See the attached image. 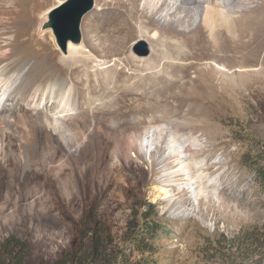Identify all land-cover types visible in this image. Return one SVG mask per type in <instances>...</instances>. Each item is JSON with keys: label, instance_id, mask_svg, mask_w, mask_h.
I'll return each mask as SVG.
<instances>
[{"label": "rangeland", "instance_id": "obj_1", "mask_svg": "<svg viewBox=\"0 0 264 264\" xmlns=\"http://www.w3.org/2000/svg\"><path fill=\"white\" fill-rule=\"evenodd\" d=\"M60 1L0 0V65L24 69L18 90L45 74L44 86L73 87L67 101L81 98L61 134L52 115L67 111L64 94L42 110L18 97L0 109V244L16 236L32 264H54L74 246L87 213L120 232L150 201L163 221L158 264H240V237L264 233V193L246 164L264 151V0H230L233 9L208 0L218 11L206 19L195 0H177L164 17L142 0H96L80 43L91 58L81 61L43 28ZM21 3L31 15L18 13ZM139 39L152 47L146 57L133 51ZM154 127L161 148L146 158L139 142ZM181 139L202 144L185 148L204 186L195 206L186 188L164 184L163 169L179 165L162 147ZM177 174L173 180L186 181Z\"/></svg>", "mask_w": 264, "mask_h": 264}, {"label": "trees", "instance_id": "obj_2", "mask_svg": "<svg viewBox=\"0 0 264 264\" xmlns=\"http://www.w3.org/2000/svg\"><path fill=\"white\" fill-rule=\"evenodd\" d=\"M248 159L246 164L254 170L256 184L264 193V151ZM162 223L157 205L150 201L142 209H133L120 232H115L112 221L87 213L77 228L74 246L54 264H158L155 240ZM240 238V264H264V233L251 231ZM29 252L25 242L10 236L0 244V264H32Z\"/></svg>", "mask_w": 264, "mask_h": 264}, {"label": "bare ground", "instance_id": "obj_3", "mask_svg": "<svg viewBox=\"0 0 264 264\" xmlns=\"http://www.w3.org/2000/svg\"><path fill=\"white\" fill-rule=\"evenodd\" d=\"M194 2L195 3H204L205 6H204L203 14H202V15H204V18H205V16H207V14L209 12L218 11V9L213 8V6H209L208 0H195ZM16 3H19V2L16 1ZM176 3H177V0H142V5L144 6V8L145 7H146V9L149 8L150 12L155 13L159 17H164L166 14H169L170 11L173 12L174 8L176 7ZM223 3L226 4V6H228L229 9H233V7L231 6L230 0H223ZM191 8L192 9L190 10V12L193 14H196L198 11V8H199V4L196 5L195 7H191ZM31 12H33V9L31 11V8L28 7L27 3H21L20 8L18 9V13L20 15L23 14V16H25L26 13H29L31 15ZM217 27H218V25L215 26V28H217ZM11 49H9L10 51L6 54V56L8 54L14 53V50H11ZM67 52L69 53L67 55V58L74 60V61H81L80 60L81 58H86V59L91 58V55L89 53H87L85 50V45H82V44L80 45V44H74V43L70 42L68 45ZM4 53H6V52H4ZM20 59L23 60V58H20ZM20 62L21 61H19V63ZM7 66H9V64L0 65V109H4L6 106V103L8 101H10L11 99L14 100L15 98L17 99V97H18V98L23 99L24 102H26L28 104H32V105L36 104L39 101L38 102L39 103L38 108L42 110V108L46 107L47 101H49L51 103L53 102V98H54L55 94H57V93H59L61 95L64 94V96L59 98V100L62 102V107H64V106L68 107L67 111L65 113L64 112L61 113L62 111L60 112V110L55 111V112L52 111L54 114V115H52L53 116L52 119H54V124H52V125H54L55 130L58 131L60 134L62 132H64L63 131L64 130V127H63L64 119L66 117H69V116L75 114L77 109L79 108L78 107V98L79 97L77 99H72V101H70V102L67 101L73 97L72 96L73 95L72 94L73 93V87H71L69 89L67 88V90H64L58 86V83L57 84L50 83L46 87L44 85H45L46 81H48V76L45 77L46 75L44 74L41 76H36L34 82H32L30 84L32 86H33V84L35 85V88H31L32 89L31 92H27L30 89L29 84H27L26 87H23L26 90L24 89V91L22 92V91L18 90V83L21 81V79L23 77L22 75H24L23 74L24 69H16L13 71L10 69L11 70L10 71V70H7ZM21 90H22V88H21ZM79 99L81 100V98H79ZM80 102H82V101H80ZM27 107H29V106H27ZM38 108H37V110H38ZM50 116H51V114H50ZM67 133H69V132L67 131ZM161 135H162V132L159 129H155V127H154V129L147 132V134H145V137L143 138V140L141 142H139L140 143L139 144L140 150L146 158L149 157V154L151 153V151L154 148H157V149L161 148V144H162ZM63 137H65V136H63ZM66 137H68V136H66ZM181 140L182 141H178V140L173 141L172 140V142H173L172 144H168V145H165L162 147L165 149V154L163 156L164 159L166 157H167V159L170 158L173 162H175L179 165V168L177 170L169 171L167 168L163 169V172H165L163 174L164 182H165L164 184L165 185H167V184L168 185H170V184L176 185L179 190H183L186 188L189 191L190 196H192L193 206H195L198 202L200 195L204 191V186H202L200 184L198 185L195 182V178L193 176L192 170L190 169V166L188 163L189 160L187 162L188 153L186 152L185 148H186L187 144L188 145L190 144L193 148L194 147H202V144H197L198 141H194V140H191L188 142H184L185 139H181ZM188 140H190V139H188ZM154 150H156V149H154ZM176 173H178V174L182 173L183 176H186V181L179 183V182H176L175 180H173V178H175ZM166 191H168V190H166ZM215 193H216V191H215ZM167 196L169 198L173 199V196L171 193H169ZM191 208L192 207H190V208L183 207V208L179 209V212H182L183 215H193L194 213L192 212ZM179 212H178V215H179Z\"/></svg>", "mask_w": 264, "mask_h": 264}, {"label": "water", "instance_id": "obj_4", "mask_svg": "<svg viewBox=\"0 0 264 264\" xmlns=\"http://www.w3.org/2000/svg\"><path fill=\"white\" fill-rule=\"evenodd\" d=\"M96 0H62L48 11L43 28H50L63 53L67 52L70 42L80 44L83 39L82 24L84 17L94 9ZM151 45L139 39L133 46L137 56L146 57L151 53Z\"/></svg>", "mask_w": 264, "mask_h": 264}]
</instances>
